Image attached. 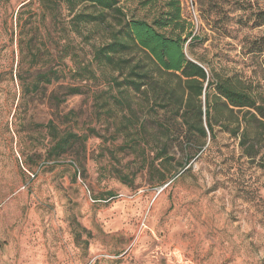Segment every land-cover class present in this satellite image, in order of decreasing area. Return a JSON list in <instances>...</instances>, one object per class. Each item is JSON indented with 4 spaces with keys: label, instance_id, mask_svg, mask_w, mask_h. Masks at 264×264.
<instances>
[{
    "label": "rangeland",
    "instance_id": "1",
    "mask_svg": "<svg viewBox=\"0 0 264 264\" xmlns=\"http://www.w3.org/2000/svg\"><path fill=\"white\" fill-rule=\"evenodd\" d=\"M193 2L180 0L184 52L215 82L211 100L230 79L264 103V0ZM74 14L63 0H0V264H264V163L225 127L244 111L221 107L203 138L189 114L204 93L182 119L155 87L175 75L141 51L122 70L100 64L108 32L75 31ZM139 63L157 84L137 91L125 78ZM51 66L58 79L38 80Z\"/></svg>",
    "mask_w": 264,
    "mask_h": 264
},
{
    "label": "trees",
    "instance_id": "2",
    "mask_svg": "<svg viewBox=\"0 0 264 264\" xmlns=\"http://www.w3.org/2000/svg\"><path fill=\"white\" fill-rule=\"evenodd\" d=\"M63 1L67 3L71 12H75L72 20L75 31L81 32L84 27L96 23L108 32L106 41L95 52V58L100 64L114 70H122L125 64L131 63L135 53L141 51L155 60L157 70L161 74L175 75L179 80L173 86L154 83L149 67L139 63L138 66L131 68L125 78L126 83L135 90H141L144 84H157L155 87L159 89V93L169 96L174 113L182 119L188 116L187 106L192 99L204 93L206 110L203 112L201 104L194 103L189 114L190 119L198 123V132L203 138H207L208 132L215 137L213 121L222 111L221 107L231 113L235 107L239 111H244L242 122L239 121L233 128L226 122L225 127L240 138L239 144L247 155L251 157L261 155L264 163V146L255 142L257 130L260 127L264 128V103L258 101L254 92L239 88L237 83L230 79H220L216 82V99L211 100L209 88L215 82L209 78L203 65L187 57L184 52V44L192 36V32L187 30L188 25L182 16L180 0H137L138 6L147 10V17L153 13L151 20L137 18L134 15L128 17L126 5L135 0ZM241 3L243 8L248 9L247 1ZM255 13L257 25L264 26V8L255 9ZM110 16L119 17V29L110 20ZM256 45L261 51L263 46ZM135 75L145 80H136ZM39 77L38 80L51 84L58 79L59 71L51 66L48 71L39 72ZM38 80L34 83L35 87H38ZM203 116L207 121L206 125ZM242 124L243 129L238 134ZM57 145L62 144L59 142Z\"/></svg>",
    "mask_w": 264,
    "mask_h": 264
},
{
    "label": "built area",
    "instance_id": "3",
    "mask_svg": "<svg viewBox=\"0 0 264 264\" xmlns=\"http://www.w3.org/2000/svg\"><path fill=\"white\" fill-rule=\"evenodd\" d=\"M189 2H190V6H191V8H192L190 11H191L192 13H195V6H194V2H193V0H189Z\"/></svg>",
    "mask_w": 264,
    "mask_h": 264
}]
</instances>
